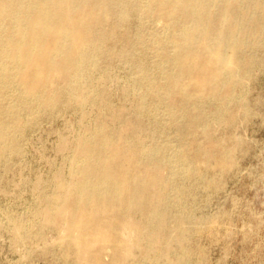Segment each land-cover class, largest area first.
Returning <instances> with one entry per match:
<instances>
[{"label": "bare ground", "instance_id": "1", "mask_svg": "<svg viewBox=\"0 0 264 264\" xmlns=\"http://www.w3.org/2000/svg\"><path fill=\"white\" fill-rule=\"evenodd\" d=\"M260 52L264 0H0V165L44 118L74 109L81 130L58 133L63 164L36 179L25 216L5 213L13 240L51 230L73 264H190L191 181L210 184L198 162L234 165L213 125L251 114ZM115 59L132 73L120 106Z\"/></svg>", "mask_w": 264, "mask_h": 264}, {"label": "rangeland", "instance_id": "2", "mask_svg": "<svg viewBox=\"0 0 264 264\" xmlns=\"http://www.w3.org/2000/svg\"><path fill=\"white\" fill-rule=\"evenodd\" d=\"M157 26L161 28L162 22ZM131 28L134 30L135 25ZM259 55L264 57L263 52ZM113 63L119 83L108 86L109 98L120 106L121 86L132 73L120 60ZM249 78L244 97L251 114H240L232 124L213 125L214 139L237 146L234 165L227 171L215 172L198 162L210 184L205 186L199 179L191 181L196 193L190 226V264H264V66L254 68ZM124 103L131 108V101ZM79 121L80 114L74 109H67L56 118H44L37 127L24 132L23 155L13 159L8 169L0 165V220L5 222L0 228V264H73L61 259V250L54 244L57 235L51 230H45L46 241L16 243L4 215L10 210L18 217L25 216V210L35 201L32 190L36 179H48L63 164L62 152L57 150L58 133L71 137L80 132ZM162 131L160 142L168 138L179 143L173 130ZM159 264L167 262L162 260Z\"/></svg>", "mask_w": 264, "mask_h": 264}]
</instances>
